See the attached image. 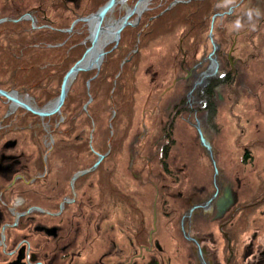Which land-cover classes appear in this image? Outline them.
Segmentation results:
<instances>
[{
  "label": "flooded vegetation",
  "instance_id": "1",
  "mask_svg": "<svg viewBox=\"0 0 264 264\" xmlns=\"http://www.w3.org/2000/svg\"><path fill=\"white\" fill-rule=\"evenodd\" d=\"M153 1L154 4L146 6L142 0H126V8L113 14L114 19L109 22L113 29L116 26L114 21L128 14L130 23L125 28L137 26L131 30L130 37L125 32L121 35V30L117 41H113L103 54L105 59L120 42L125 45V56L128 54V57L124 61L130 64L128 76L138 66L133 60L136 61L145 50L141 47L147 41L171 27L167 23L188 22L192 18V0L182 2L186 6L185 15L179 1ZM80 2L35 0L31 5L32 0H0V9L28 4L27 7H17L13 16L0 14V90L35 108L49 105L50 89L59 83L61 52L66 46L61 34L72 31L73 26L71 23L66 26L65 19L74 15V20L79 18L77 21L87 24L88 21L80 18L89 16L96 9L83 10ZM249 18L244 17L245 21ZM69 26L71 30L67 29ZM236 35L229 46H226L227 37L215 42L216 75H209L215 66L208 57L212 46L194 61L192 44L185 47L179 44L177 51L181 57L177 59L174 54L166 59L173 74L171 83L157 96L152 98L151 92L144 100L145 107L154 104L142 112L143 121L147 123L141 125L137 140L130 143L125 131L117 135L115 129L109 132L104 150L96 149L90 163L79 164L69 173L61 165V152L74 151L70 149H77V146H61V138L58 142L54 140L52 135L60 134L61 129L49 127L51 114L40 116L0 92V264H170L168 256L159 254L161 246L152 236V228L156 230L155 219L159 214H177L178 199L184 205L178 224L185 242L194 248L187 262L177 264H219L218 261L224 264H264V257L253 254L252 249L248 254V251L238 254V246L230 248L231 229L236 220H231V216L236 210L240 213L263 203L264 186L249 202L238 205L237 193L230 181L215 175L210 153L200 143L196 128L198 124L215 160L216 140L222 126L217 118L220 109L228 102L233 108L240 105L242 84L236 82L239 80L236 71L240 58H234ZM120 38L125 41H119ZM33 72L38 74L37 77L34 78ZM51 72L55 75L51 76ZM159 76V72L154 71L149 77L153 87ZM115 83L113 80L112 90ZM22 93L28 94L29 98ZM122 98L127 100V95ZM253 98L257 110L258 97ZM57 114L53 126H61L64 119L61 110ZM149 118L152 127H149ZM178 119H183L191 134L177 133ZM75 139H81L79 133ZM197 150L204 152L212 167L213 190L205 197L197 195L196 190L177 189L182 180L178 174H183V169L190 166L188 158ZM180 151L186 153L179 154ZM98 153L103 157L90 170L92 172L86 171L72 178L77 171L92 166ZM52 155L58 157V162L51 165L49 159ZM249 155L243 148L242 156L250 158ZM74 156L81 161L79 153ZM113 156L116 159H111ZM250 156L254 160V155ZM182 157L186 158L187 164ZM119 158L122 170L118 173L115 166L119 164ZM256 160L262 163L258 155ZM88 172L91 175L83 176ZM131 176L139 182L136 201L131 199ZM235 181L239 185L238 178ZM225 193L232 202L230 200L229 206L220 208L218 201L225 200ZM149 198L150 210L146 206ZM148 211L152 223L146 229ZM196 213L220 221L228 214L224 222L218 224L219 229L224 228L226 255L219 258L209 255L206 245L201 244L203 240L190 233V219ZM115 215L123 216L121 229L116 230L119 239L114 234ZM247 222L245 220V224ZM185 234L195 240L187 239Z\"/></svg>",
  "mask_w": 264,
  "mask_h": 264
},
{
  "label": "rangeland",
  "instance_id": "2",
  "mask_svg": "<svg viewBox=\"0 0 264 264\" xmlns=\"http://www.w3.org/2000/svg\"><path fill=\"white\" fill-rule=\"evenodd\" d=\"M102 1L103 0H81L80 7L87 11L93 8L98 9L99 6L103 5L107 0L103 3ZM142 1V4L147 3L146 6L154 4L153 0ZM175 1H179L180 3L178 5H180L184 0ZM34 2L35 0H32L31 5H33ZM125 2L126 0H116L115 4L110 9L111 11H107L102 18V28L97 41L99 46L103 47L104 51L106 48L113 45V40L111 39L113 29L110 28L109 22L114 19L113 14H116L120 9L126 8L127 5ZM96 5L99 6L97 7ZM182 5L185 15L186 6L184 3ZM20 6L27 7L28 4L24 3ZM20 6L13 5L0 9V14L13 16L15 15L16 8ZM230 7H232V10L229 14H222L214 18L212 23V37L215 42H219L221 40L220 38H222L223 41L224 37H227L226 46H229L233 39L232 37L237 34L234 45L236 48L234 58L236 60L240 58V61H238V71H236V75H239V80L236 82L240 83V85L242 84V89H240V105L233 108L231 107V103L228 102L223 105L217 116L222 126L220 136L216 140L218 148L214 151V156L216 166L218 167L217 176L230 181L233 189L237 193V204H241L242 206V204L249 202L251 198H253L254 193L260 191V188L262 189L264 186V0H192L193 14L190 19L191 21L173 22L169 25L171 27L160 31L161 35H157L147 41L145 45L141 47L145 50L137 57L136 61L133 60V62H135L133 64L138 66L133 68L131 75L128 76L129 72H127L130 64L124 67L122 66L124 61L118 65L117 69L115 68L114 71H112L110 78L113 79L108 82L109 85L107 81H102L100 78L97 79L95 76L97 75L98 69L103 66L104 58L98 68L93 67L86 69L84 70L87 71L85 73H81L80 71L77 72L67 90V111L65 113L69 115V118L73 119V124L74 122L76 123V132L79 133L81 139L85 138L90 132L91 125L94 126L91 142L94 146L96 143L100 145L104 140L107 133L106 128H109L110 132L116 129L115 134H121V131H125L129 137L130 143L136 141L142 130L141 125L147 123V121H143L142 112L154 104L151 103L145 107L144 100L146 96L150 95L151 92L152 98L157 96L171 83L173 74L166 65V59L172 58L174 54L177 56V59L181 57L180 53L177 51L179 44L182 46L184 45L183 47L192 44L194 61L200 59L211 47L207 34L212 14L214 12L222 13ZM95 10L92 11V13H94ZM245 16H250L248 21H245ZM121 19L122 18H117L113 24L118 25ZM183 19L186 20V18ZM126 20L127 23L121 30L123 33L125 32L127 37H130L131 30L137 29V26H130V28L128 26V29L125 28L127 24L130 23L128 17ZM67 21L69 23L71 22L70 26L74 25V29H83L80 37L75 34L69 36V33L61 34L64 40L73 47L71 59L67 63L68 67L79 59L80 53L84 52V49L91 44V24L90 22L85 24L77 20L74 21L73 16L65 19V24L68 23ZM70 26L67 29H69ZM69 30H71V28ZM119 41L124 42L125 40L120 38ZM105 42L106 44H104ZM113 53L114 52L111 53L110 51V55L113 56ZM127 57L128 54L121 60L127 59ZM205 64L204 62L203 66ZM104 71L105 70L101 72ZM154 71L159 72L160 76L158 77L156 86L153 87L149 83V77L152 76ZM121 72H123V74L128 73V77L124 76L122 80H119L121 82L126 79L124 83L126 88L122 90L120 95H127V98H125L127 100L121 97L117 101L116 95L110 98V95H112L115 90L114 88L112 90L111 85L113 80L115 81ZM89 77L92 79L89 80ZM105 84H107V88H105ZM36 92L35 90V94ZM22 94H24L23 96H28V94ZM107 94L108 97L105 98ZM56 96L57 95H55V97ZM55 97L50 99L51 101L49 104ZM253 97H258L257 110L254 109L256 104L253 102L255 101ZM32 101L33 99H30L31 103H35ZM46 104L47 102L44 105ZM80 108H83L82 110L84 113L80 112ZM87 109H89L87 112H90V114L92 113L93 124L85 117V110ZM61 114L63 116L62 112ZM234 114L236 115L234 116ZM151 121V119L150 122L148 121L149 127L153 126ZM177 122H179L178 134H181L182 131L191 134L192 131L184 123L183 119H178ZM43 126L46 128V123H44ZM56 126L58 125H54L53 127ZM63 127L64 125L62 124L58 126L57 130ZM76 132L71 137L63 136L62 132L59 135H61V139L65 141L68 139H75ZM177 133L176 135H178ZM109 134L107 138H109ZM107 140L105 141L106 143ZM52 142L53 138L51 137V144ZM243 148H245L250 155H254V160L251 159L250 155V158L242 156ZM85 153L84 151L80 153L81 161H78L74 156L76 153L72 151L61 152V165H64V170L69 173L72 168L79 164L84 166L90 163L92 156ZM181 153L185 154L186 152L180 151L179 154ZM257 155L262 159V163L256 160ZM57 158L56 155H52L49 159V163L51 165L54 162L57 163ZM182 158L187 164L186 158ZM111 159L116 158L113 156ZM120 160L121 158H119V164L115 166L118 173L122 170ZM190 161V166H186V168L183 169L184 173L178 174L182 180L180 181L181 183L177 185V189L183 190L185 188L187 191L196 190L197 195L205 197L213 190L212 167L205 158L204 152L201 150L194 151L191 157L188 158V163ZM236 178H238L239 185L235 183ZM138 185L139 182L131 176V199L134 198L135 201L138 199ZM150 198L146 200L148 210H150ZM177 201V214H159V217L157 216L155 219L157 228L156 230L154 227L152 228V236L157 239L161 246V252L159 254L163 257L168 256L170 264H177L181 261L187 262V257L192 255L194 248L192 244H187L185 242L180 230L178 219L184 205L179 202V199ZM137 202H139V200ZM262 202L263 203L258 206L242 210L240 213L239 210H236L231 216V220H236L234 222L235 226L231 229V235L229 234L232 238L230 248L233 249V246H238V254H244L246 251H248V254L250 249H252L253 254L264 257V200ZM251 212L253 213L251 214ZM227 215L228 214L224 216L223 222ZM150 218L151 213L148 211L145 215L146 229H149L152 223ZM245 220L246 222L248 221L246 224ZM222 221L213 219L212 217H204L198 213L190 219V225H192L190 233L198 236L200 240H203L201 244L206 245L209 255H216L218 258L221 255L227 254V245L224 243L226 238L222 235L224 228L222 230L218 228V224L222 223ZM122 223L123 216L115 215L114 234L116 239H119V236H116L118 233L116 230L121 229ZM227 229L228 228H226L225 231H227ZM119 241L120 240H118V245H120ZM225 242L227 243V241ZM218 262L219 264H224L223 262Z\"/></svg>",
  "mask_w": 264,
  "mask_h": 264
},
{
  "label": "water",
  "instance_id": "3",
  "mask_svg": "<svg viewBox=\"0 0 264 264\" xmlns=\"http://www.w3.org/2000/svg\"><path fill=\"white\" fill-rule=\"evenodd\" d=\"M115 1L116 0H107L103 5H101L89 17H81L80 18V19H83V20H86V21L90 22V24H91V33H90V43L91 44L84 49V52L79 57V59H77L66 70V72L64 73V75L62 77V80H61V83H60L59 92H58L57 96L55 97V99L47 107L35 108V107H32L29 104H27V103L15 98V97H11L4 90H0V92L6 94L8 97H10L14 101H16L18 104L22 105L23 107H26L27 109L31 110L32 112H34V113H36V114H38L40 116H47V115L59 112L60 111V106L62 105L63 100H64V98H65V96L67 94V90L69 88V84L73 80V78L75 77L76 73L81 71V70H86V69L93 68V67L94 68H98L99 67V64L101 63L102 58H103V54L105 52L103 50V47L102 46L100 47L99 44H98V41H97L98 40V36L100 34V31H101V28H102L101 22H102V18L104 17L105 13L112 8V6L115 4ZM231 10H232V7L228 8L227 10H225L222 13L221 12H214L212 14L211 18H210L208 37L210 39L211 46H212L213 50L211 51V53L209 54L208 57H209L211 62L215 63V66L212 69V71L209 73V75H216L217 72H218V70H217L218 60L213 55L214 50L217 47V44L215 43V41L213 40V37H212V23H213V20H214L215 17H217L219 15L229 14V12H231ZM127 16H128V14L123 16L122 19H121V22L113 28V32L111 34L112 35L111 39L113 41H116L118 39L121 29L127 23V20H126ZM77 19H79V18H77ZM77 19H75V20H77ZM124 60L125 59H123L121 61V63H123ZM196 128L198 130V136H199L200 143L202 145H204L207 148L208 152L210 153L211 161H212L213 166H214V173H215V175H217L218 167L216 166L215 160H214V158L212 156V152L210 150L209 143L207 142L206 138L202 134L198 124H196ZM102 157H103L102 154H98V158L92 164V166H90V167H88L86 169L77 171V173H75L72 178H74L76 176V174H80V173H84L86 171L92 170L98 164V162L100 161V159ZM216 186H217V184H216ZM230 200L231 199H229L228 193H225V200H220L219 199V201H218L219 207L223 208L224 206H226V207L229 206V204H230L229 201ZM191 209H192V207H191ZM191 209H189V212L191 211ZM185 237L187 239L195 240V238H193L192 236H190L188 234H185ZM198 253L201 254V252H198Z\"/></svg>",
  "mask_w": 264,
  "mask_h": 264
},
{
  "label": "trees",
  "instance_id": "4",
  "mask_svg": "<svg viewBox=\"0 0 264 264\" xmlns=\"http://www.w3.org/2000/svg\"><path fill=\"white\" fill-rule=\"evenodd\" d=\"M181 4H183V3H181ZM70 16L71 15H68L67 18H69ZM72 16L74 17V15H72ZM71 22H72V20H71ZM68 25H70L69 22L66 24V26H68ZM166 25H171V23H167ZM73 26H72V31L71 32H66L64 34H68L69 33V36L71 34L72 35L75 34L76 36L80 37L83 29H80V28L79 29H74ZM122 35H123V32H122ZM61 38H63V37L61 36ZM124 46L120 42V44L117 46V48L114 49L113 51H111V53L114 52L113 53V56L110 55V52L107 54L108 57L105 58V60L103 62V66L101 68H99V70L97 72V75L95 76L97 79L100 78V79H102V81H107V84L109 85L108 82L113 79V78H110L112 71H114L115 68L116 69L118 68V65H119L121 59L125 56V53H126L125 49H126V47H124ZM72 49H73V47L71 46V44H68L66 42V46L64 47V51L61 52L62 53L61 54V71L58 73V82L59 83H58V86L57 87H54V88H51L50 89V93H49L50 98L55 97V95H57V93L59 92L60 82L62 80V76L66 72V70L70 67V65L67 67V63L71 59V55H72L71 54V51H72ZM82 53L83 52H81L79 56H81ZM127 63L128 62L125 61L122 64V66H124V67L127 66ZM103 70H105V71L104 72H101ZM80 72L81 73H85L87 71L81 70ZM33 73H34V78L37 77L38 74L36 72H33ZM50 75L51 76H54L55 75V72H51ZM124 76H125V74H123V72H121V74L118 75L117 78L115 79L116 80L115 90L112 93V96L114 97L116 95L117 101H118L119 98L122 97V95H120V93H122V90H125L124 83H125L126 79L124 81H121V82L119 81V80H122ZM91 79L92 78H90L89 80H91ZM107 84L104 85L105 88H107ZM51 91H52V93H51ZM106 97H108V94L105 96V98ZM105 98H103V99H105ZM66 100H67V95L65 96V98L63 100V103L60 106V108L62 110L61 112L63 113V117H64L63 121H61V125L63 124L64 127L62 129L61 128L60 129H61V132L63 133V136L71 137L76 132V123L74 122V124H73V119L72 118H69L68 117L69 115L67 113H65L67 111L66 110ZM82 109L83 108H80V112H83L84 113V111ZM88 110L89 109L85 110V112H86V116L85 117L88 119L89 122L91 121L92 124H93V121H92V113L90 114V112H87ZM57 117H58V114L57 113H53V114H51L49 116V118H50L49 119V121H50L49 122V127L50 128L53 127L52 125L57 120ZM56 128H58V126ZM90 129L91 130L86 135V137L83 138V139H80L78 141H76L74 138L73 139H68V140H65V141H63L61 139V146H67V145L77 146V149L80 150V152L77 151L76 148H72L70 150H74L72 152L79 153V154L82 153V151H84V152H86L85 154H90L92 156V160H93V158L95 156L94 151H96V149H98V150L101 151V150H104L106 148V142L105 141L107 140V136H108V134H109L110 131H109V128H106V132H107L106 133V137H105L106 139L104 138V140L100 143V145H98V143H96L95 146H94L91 143L92 142V134H93V131H94V126L91 125V128ZM76 133H78V132H76ZM116 134L118 135V133H116ZM52 136H53L54 140L57 141V142H58L59 138H61V135L56 134V133H54ZM90 172H92V171H90ZM90 172L84 174L83 176H89V175H91Z\"/></svg>",
  "mask_w": 264,
  "mask_h": 264
}]
</instances>
